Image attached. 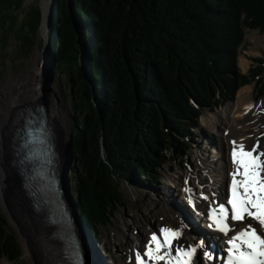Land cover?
Listing matches in <instances>:
<instances>
[{"label":"trees","instance_id":"obj_1","mask_svg":"<svg viewBox=\"0 0 264 264\" xmlns=\"http://www.w3.org/2000/svg\"><path fill=\"white\" fill-rule=\"evenodd\" d=\"M25 1L0 0V27L16 25ZM41 21L36 3L22 26L28 44ZM247 30L264 34V0H52L48 51L69 66L86 111L75 118L70 191L94 242L122 203L118 178L159 183L191 148L203 108L253 81L264 95V59L247 74L238 66ZM21 254L0 208V258Z\"/></svg>","mask_w":264,"mask_h":264},{"label":"rangeland","instance_id":"obj_2","mask_svg":"<svg viewBox=\"0 0 264 264\" xmlns=\"http://www.w3.org/2000/svg\"><path fill=\"white\" fill-rule=\"evenodd\" d=\"M39 2L40 0H26L22 9L16 12L18 17L16 25L11 27L9 21L7 20L4 25L0 27V114L5 113V109L3 108V97L7 95L6 92L11 95L16 91V89H8L14 87L16 81H18L21 77L29 75L38 76L37 67L40 66L43 70V76L44 74L46 75L47 70L49 69L53 78L51 91L48 92L47 95L43 86L42 89L44 90V96H48L50 100H59L68 109V119L66 124L70 129L69 135H73L75 128V118H82L86 111H84L85 109L80 103L79 97L75 95V85L70 79L69 66L56 63L53 60L52 55L49 53L50 31H48V38L45 40L43 32L38 30L35 42L32 45L28 44L29 42H27V30L22 29L26 12L32 5ZM50 14L51 11L49 12V19ZM260 58L264 59V34L260 33L258 30H247L243 46L241 47L240 54L238 56V66L241 73L247 74L251 72V69L256 66V64H258L257 60ZM45 62L47 63L46 66ZM37 84L39 86V83ZM244 87H251L249 102H255L256 104L260 100L264 99V95H261L258 92L257 81H253L241 86L236 92L234 100L226 101L217 108H204L202 114L205 110L211 112L217 110L215 113H208V118H212L211 115L213 114L216 116L215 120L213 119V124L215 127L207 123L204 124L202 122V117V119L199 121V127L195 129L191 148L183 156H175L168 164L165 165L159 183H137L133 181H126L121 177L117 179L119 190L122 194V203L119 205L118 210L111 219V222L106 226L100 227L99 242H96L94 245L95 247H93V251H95L94 248H96L107 264H112V260L119 264H135V253L133 251L135 246L134 239H138V249L141 253H143L147 239H149L150 235H157L159 232V225L166 226L168 225V222H172L177 229H180L181 224L172 219L170 210H172V207L176 209L175 203H177L179 206H184V203L180 201L179 198H177V192L184 190L180 184L185 185V183H187L189 187L197 189L198 184L196 181L203 180V178L205 180L206 176H208L206 169L208 168L210 170L214 166L219 165V159H216L217 157L214 158L213 156V159L218 161L216 162V165L214 164L208 166V164L211 163L209 158L212 156L210 155V150L211 152H214L216 149L223 147L224 156L222 157H225L227 171L229 169L232 170L233 165L231 164L232 161L230 159V154L233 150V145L235 144H233L234 140L230 138L236 137L233 135V131H236H230L227 127L230 126L231 129V127H234L235 124L230 122L231 124L228 123L229 125H227V120L230 119L231 115L229 114V116L226 118L224 114L220 113V111L221 109H225L228 103L235 101L238 92ZM33 94L35 93L31 92V94L26 95ZM23 96V99L28 98V100L23 102L25 106H21V108L23 107L22 110L30 102L37 101L35 100L36 95ZM17 120L18 119L16 117L14 123L17 122ZM250 121L251 119L247 121L243 120L244 123H250ZM257 123L258 125L253 126V128H255L254 131H251L252 133L247 136L248 150L254 148L255 141H258L259 145L255 147L256 151L261 152V150H263L264 152V108L258 115ZM9 127L10 124L8 125L7 129ZM7 129H1L2 135L5 136L6 140L8 137L10 141V152L8 155H4L3 160L9 164L12 170L10 171L11 173L9 172V176H11L9 188L4 190L3 187H0V208L6 214L10 226L13 228L18 237L22 248V254L16 263H12L6 258H0V264H38V262H36L37 260H35V258H33L29 252H27L23 228L18 222L17 216L13 210V192H17V189L20 191L22 190L21 194L25 200L27 199V194L25 191L26 188L21 185L20 181L17 179L15 170L12 166V137H10L12 128H9V130ZM62 130L63 127L61 128V131ZM242 130L246 132V128H243ZM66 137L67 136H65V140ZM244 137H246V135ZM209 139L211 141L208 143ZM65 143L66 141L62 144L59 142L62 156ZM204 157L208 158L204 159ZM262 157L264 158V155H262ZM60 164L62 168L63 163ZM75 173L76 167L72 163L69 169L66 171L69 187H71L74 183ZM226 176L229 177L228 173ZM167 178H172L168 180V184L175 190L170 191V199H168L167 195L165 194V187L167 186L165 185V181ZM17 180L19 181L18 183ZM223 188L225 187L223 186ZM26 203L29 210L33 214V209L31 208L28 199L26 200ZM36 225H40L38 220H36ZM197 225H200V222H197ZM181 235L182 240L179 241V247L182 248L185 246V241H192L184 236L183 231L181 232ZM43 238L44 237H42V239ZM85 239L89 244V248L92 249L90 245L91 243L87 236ZM174 242L175 241H173V244ZM91 257L94 264H97L95 258L92 255V251Z\"/></svg>","mask_w":264,"mask_h":264},{"label":"bare ground","instance_id":"obj_3","mask_svg":"<svg viewBox=\"0 0 264 264\" xmlns=\"http://www.w3.org/2000/svg\"><path fill=\"white\" fill-rule=\"evenodd\" d=\"M46 64L47 63L45 62V66ZM37 71H38V76L29 75V76L21 77L18 81H16L14 87L8 89V90L16 89V91L12 93L11 95H9V93L6 92L7 95L3 97V100H4L3 108L5 109V113L0 114V173H1L0 174V187H3L4 190H7V188H9V181L11 177L9 176V172L12 170L9 164L5 162V160H3L4 155H8L10 152V148H9L10 141L8 137L6 140L5 136L2 135L1 129L3 130L7 129L8 125L10 124L9 128H12L10 137L13 138L14 135L12 133L14 132V128H15L14 121L16 117L17 119L19 118L20 112L23 108V107L21 108V106L24 105L23 102L28 100V98L23 99L24 98L23 95L25 96L36 95L35 100L37 101L30 102V103L28 102L29 103L28 105L42 106L46 113L47 119L52 124V134H51L52 136L50 140L54 147L55 153H57L56 154L57 156L54 158V161L56 164L55 174L57 178H56V183H54L53 181H48L47 179H44L43 177H41L39 175L38 170L35 169L33 171L34 173L33 182L36 183L39 193L46 199L48 204L50 206H53V201L56 200V197H54L56 194V190L57 189L59 190L61 186V175L62 174L60 172L61 171L60 163H63V156L60 151L59 142L61 144L65 142L69 136V131H70V129L68 128L66 124V121L68 119V109L65 107V105L62 102H60L57 99L50 100L48 98L50 101H48V103L46 102V98H44L45 97L44 90L42 89L44 86V81H45V77L42 75L43 70L40 66H38ZM37 83H39V86ZM31 92L35 94L26 95V94H31ZM250 94H251V87H247V88L244 87L243 89H240L236 100L228 103L225 109H221L220 111V113L224 114L226 118L229 116V114L231 115L230 119L227 120V125L231 123L235 124V126L231 127V129H230V126H228L227 128L230 131L231 130L236 131V132L233 131V135H235L236 137H232L230 139L234 140L233 141L235 142L234 147L237 148L238 152L240 151V148H239L240 145L244 146V150H248L247 136L252 133L251 131H254L255 128H253V126L258 125L257 123L258 115L261 113V110L264 108V99L260 100L256 104L255 102L251 103L249 102ZM216 111L211 112V111L205 110L203 112L204 115L201 114L200 119H202L203 117L202 122L204 124L207 123L215 127L213 124V119L215 120L216 116L213 114L211 115L212 118H208L209 116L208 113L209 112L215 113ZM249 119H251L250 123L243 122V120L247 121ZM61 126L63 127L62 131H61V128H62ZM9 128L7 130H9ZM243 128H246V132L242 130ZM7 130H6V133H7ZM245 135L246 137H244ZM65 136H67L66 140H65ZM210 141L211 140L209 139L208 143ZM3 142L5 145L3 144ZM11 147H12V144H11ZM209 152H210V155L212 156L209 158L211 163H209L208 166H211L214 164L216 165V162L218 161L216 159H219L220 161V163H218L219 165L217 164L218 166H214L210 170L208 168L206 169V173L208 174V176H206V179L204 180L203 178V180L196 181V183L198 184L197 186L198 190L194 189L193 187L192 188L189 187L187 183H185V185L180 184V186L184 190L177 192V198H179L180 201L184 203L185 207L182 206V209L185 208V211H187V213L185 212L182 213L172 207V210H170L171 217L172 219L180 223L181 227L180 229H177L172 222L171 223L168 222V225H167V228L177 230L179 233L178 238L174 240L175 241L174 245L179 246V241L182 240V235H181L182 231L184 233V236L189 238L190 241H193V242L185 241V247H183L185 250H187L189 246L196 249L195 253L191 257L190 264H215L217 263V256H213L211 253V249H213L211 247V243L216 242L217 247L223 249L224 246L222 245V243L217 241L218 236L221 235V240H222L226 236H230V233L231 231H234L233 230L234 228H236L235 230L236 232L238 231V228L241 227V223H233L230 217L227 220V223L230 227V230L228 231L227 235L217 231L214 227H211V228L209 227V225L214 224V222L209 219L204 209H206V207L210 204H221L223 200V196L225 194L226 187H227V182H228V176H226V174L229 172V170H231L229 169L227 171L225 157H222L224 156L223 147L220 149H216L214 152H211V150ZM213 156L214 158L216 157L217 158L214 160ZM12 158H13V153H12ZM207 158L208 157H204V159H207ZM169 179H172V178H167L165 181V185H167L165 187V191H166L165 194L167 195L168 199H170V196H169L170 191H175L172 187L169 186L168 184ZM18 182L19 181L17 180V183ZM223 186L225 188H223ZM21 191L17 189V192H13L12 194L13 210L17 216L18 222L21 224L23 228V235H24V241H25L27 252H29L33 256V258H35V260H37L36 262H38V264H82L80 262L81 259H79V256H80L78 252L79 248L77 246L74 245V246L68 247L69 243H66L63 240H60L59 242L58 240H53L50 237V234L47 228H44L41 225L39 226L36 225V220H37L36 213L33 212L32 214V212L29 210L28 205L26 203L27 199L26 200L24 199L23 195L21 194ZM24 204H25V207H24ZM182 214L184 215L185 219L182 217ZM58 216L61 217V214L58 213ZM60 222H62L61 218L57 219V223H60ZM197 222H200V225H197ZM79 232L80 234H83L84 237H86V234L84 233V231L83 232L79 231ZM193 235L196 236L195 239H192ZM42 237L44 238L42 239ZM158 238L161 240V242L164 239V237L161 238L159 235H158ZM200 241L204 242V245H205L204 249H201L199 247ZM134 243H135V246H134L133 251L136 254V252L139 251L138 249L139 241L137 238L134 239ZM57 245L64 248L67 257L59 259L58 256H54L51 253L52 248H55ZM204 251L209 252L212 258L209 259L208 257H205L202 254ZM77 254L79 256H77ZM172 255L173 257H175L176 253L173 252ZM74 257L77 258L76 261H74L75 260ZM70 258H72V261L69 262ZM111 262L112 264H119V263H115L113 260ZM154 264H166V261L154 262Z\"/></svg>","mask_w":264,"mask_h":264},{"label":"snow or ice","instance_id":"obj_4","mask_svg":"<svg viewBox=\"0 0 264 264\" xmlns=\"http://www.w3.org/2000/svg\"><path fill=\"white\" fill-rule=\"evenodd\" d=\"M239 148V152L236 147L232 150V159L236 168L232 173L231 196L227 199V204L231 206V221L248 223L226 241L229 245L226 249L227 264H264V234L259 233L257 227L253 226L255 222L264 230V160L260 159L264 153L254 155L255 147L244 150V146L240 145ZM219 213L214 224H210L209 227H214L227 235L230 230L227 223L229 210L224 204H220ZM161 232L164 237L162 242L156 234H153L143 253L136 252V264L164 261L166 264H190L196 249L189 246L185 250L174 245L173 241L179 235L177 230L164 228ZM199 247L205 248L203 241L199 242ZM173 252L176 253L175 257L172 255ZM202 254L209 259L212 258L207 251Z\"/></svg>","mask_w":264,"mask_h":264},{"label":"water","instance_id":"obj_5","mask_svg":"<svg viewBox=\"0 0 264 264\" xmlns=\"http://www.w3.org/2000/svg\"><path fill=\"white\" fill-rule=\"evenodd\" d=\"M40 7L42 10V21L39 27V30L43 32L45 40L48 38L49 31V12L51 11L52 0H40ZM47 56V55H46ZM45 77V74H44ZM53 82L52 73L47 70L44 88L46 95L51 91V84ZM46 102L48 103V97L46 96ZM204 108L202 109V111ZM13 134V133H12ZM46 153L47 155L43 156V158L38 157L36 155L31 156V161L37 163V169L39 175L48 181H53L56 183V168L54 158L57 156L54 151V147L52 142H48L46 145ZM73 146H72V134L68 136L64 152H63V165L61 168V186L59 190H56V200L53 201V206H50L46 199L42 196L43 206L49 212V218L53 224H55V236L57 239L63 240L66 243H69L68 247L77 246L79 255V259H81L82 264H94L93 259L91 257V250L89 248V244L85 239L83 234H80L79 231L83 232V227L85 226L84 222L80 218L77 208L73 202V198L71 195L70 187L68 186V179L66 176V171L69 169L71 164L73 163ZM54 166V167H53ZM34 175V173H33ZM58 213L61 214V217L58 216ZM61 218L60 223H57V219ZM59 224V225H58ZM73 258V257H72ZM101 264H107L101 255L98 256ZM76 261V257H74Z\"/></svg>","mask_w":264,"mask_h":264}]
</instances>
